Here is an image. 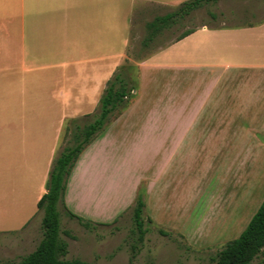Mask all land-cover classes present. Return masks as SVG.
<instances>
[{
    "label": "rangeland",
    "instance_id": "1",
    "mask_svg": "<svg viewBox=\"0 0 264 264\" xmlns=\"http://www.w3.org/2000/svg\"><path fill=\"white\" fill-rule=\"evenodd\" d=\"M236 1L204 4L190 16L179 17L171 30L162 32L160 38L148 46L143 44L148 36L146 24L164 11L155 9L138 16L146 7L139 1L135 9L138 23L134 22L129 31L130 44L126 50L127 78L131 80V75L138 72L135 64L140 59L159 51L186 30L204 25L217 28L231 24L236 17L245 19L243 11L237 14ZM92 18L90 27H78V56L96 58L101 50L103 54L119 51L128 19H113L110 14L107 28L95 14ZM0 37H4V30H0ZM211 45L195 41L186 45L183 53L196 59ZM39 64L32 62L34 66L30 69L27 61L0 60V70L3 69L0 71V113L14 120L13 134H19L21 129L27 134L30 146L41 134L45 135L46 144L49 143L57 113L55 108H46L40 96L41 72L34 69ZM211 73L188 72L183 79L190 84L183 86V92L169 93L164 92L163 87L159 90L150 87L149 92L141 95L140 89V103L133 106L139 98L137 93L127 110L114 112L106 125L108 148L105 146L102 153L91 160L83 177L75 175L70 193L69 210L91 220L94 225L85 228L66 214L65 207H60L61 229L70 233V236L61 235L69 245L66 259L92 264H215L217 253L244 231L264 200V90L253 93L250 89L243 95L246 100H252L249 116L231 118L232 124L193 126V133L220 135L216 140L198 133L185 136L183 127L192 124L202 101L194 84L204 80V74ZM98 113L99 110L77 122L83 125ZM45 117H52V121H45ZM65 127L59 140L61 151L73 141ZM6 128L9 130L10 126ZM170 140L173 147L166 149L165 143L169 146ZM177 147L180 151L175 153ZM31 155L26 154L29 159L27 165L23 164L27 188L23 187L25 197L21 207L23 213L29 215L39 213L34 199L39 192L38 177L44 166L40 162L38 169ZM47 157L46 154L45 160ZM19 177L18 173L13 174L14 181ZM0 180V190L6 192L0 199H7V189L12 188H8V184H12L7 179ZM17 186L20 184L14 182L13 201L18 199L15 193H20ZM142 191H145L144 218L148 232L134 252L133 207ZM42 216L40 212L30 228L18 233L0 232V263H18L35 250L42 239ZM260 261L264 262V251L252 264Z\"/></svg>",
    "mask_w": 264,
    "mask_h": 264
},
{
    "label": "crops",
    "instance_id": "2",
    "mask_svg": "<svg viewBox=\"0 0 264 264\" xmlns=\"http://www.w3.org/2000/svg\"><path fill=\"white\" fill-rule=\"evenodd\" d=\"M139 1L144 2L147 8L141 10L138 16L147 15L155 9L164 11V14L159 16H165L177 11L189 0H84L82 3L78 0H0V30H4V37H0V60L13 63L27 61L30 62L29 68L34 66L32 62H40L34 67L41 72L38 79L42 88L40 96L46 108L57 110L52 124L55 128L49 143L46 144L45 135L41 134L31 146L27 134L25 135L22 129L19 134L12 133L14 120L7 119L0 113V178L4 182L7 179L12 184H8V188L12 187L11 190L5 187L7 199H0V232L18 233L30 228L35 217L39 215L40 212L29 215L21 210L25 197L23 187L27 188V176L23 170V164L27 165L29 159L26 154H32L31 158L38 169L40 162H43L44 166L46 163V169L42 165L38 177L39 192L34 199V202L38 203L46 193L50 166L61 152L59 140L64 126L72 120L91 116L95 111L97 113L108 81L125 67L124 63L128 58L126 50L130 44L129 31L139 19L135 13ZM235 5L237 14L243 11L245 19L236 17L231 24L217 28L204 25L191 35L167 42L159 51L140 59L135 64L138 82L132 101L137 93L139 98L132 103L133 106L141 101L140 89L141 95L149 92L150 87H155L156 90L163 87L164 92L169 93L179 90L183 92V86L190 84L188 80L183 79L188 72H212L204 74V80L193 83L197 88V96L202 95V101L192 124L183 127L184 135L198 133L204 138L211 136L216 140L220 135L197 130L193 133V126L232 124L234 122L231 118L249 116L252 100H246L243 95L250 89L253 93L264 90V0H237ZM92 14H95L102 24L105 23L107 28L110 14L113 19H128L126 35L123 34L122 48L119 51L114 53L111 50L110 53L103 54L101 50L96 58L78 56V27H90L93 23ZM169 24V29L165 28L163 32L173 28L171 21ZM159 38L158 35L148 40L147 36L143 44L148 46ZM195 41L212 44L196 59L183 53L184 47ZM205 91H208V94L204 95ZM44 120L52 121V117H45ZM150 120L149 118L148 121ZM6 125L10 126L9 130ZM108 134L106 127L80 155L69 178L64 197L68 209L75 175H85L91 160L102 153L106 146ZM169 139L172 140L171 135ZM168 147H173L172 142L169 146L165 143V148ZM217 147L219 148V145ZM176 150L175 153L180 151L179 147ZM46 154L48 157L45 160ZM36 172L39 173V170ZM14 173L20 176L15 181ZM0 181L2 185V180ZM14 182L20 184V187H16L20 188V193H15L18 199L13 201L11 193ZM3 194L6 192L1 189L0 195L4 197Z\"/></svg>",
    "mask_w": 264,
    "mask_h": 264
},
{
    "label": "trees",
    "instance_id": "3",
    "mask_svg": "<svg viewBox=\"0 0 264 264\" xmlns=\"http://www.w3.org/2000/svg\"><path fill=\"white\" fill-rule=\"evenodd\" d=\"M219 0H189L177 11L165 16H157L147 23L148 40L160 35L165 28L169 29L177 23L178 18L190 16L195 10L209 2ZM196 29H188L177 37L181 40ZM138 72L126 76L125 67L108 81L100 100L99 113L93 120L80 125L77 120L68 122L65 126L66 134H72V144L66 145L54 159L49 179L46 183V193L37 203L39 212H42V239L34 251L24 256L18 263L6 264H92L80 259H66L69 252L68 243L62 238V233L70 236L68 231L61 229L60 207H65L66 214L76 219L85 228L90 229L93 222L76 215L65 206L64 197L72 171L80 155L96 137L100 136L117 110L127 109L134 98L137 89ZM90 117V116H89ZM68 125V126H67ZM146 207L145 191L138 194L133 207L134 242L132 249L136 252L144 242L148 232L144 210ZM264 251V200L240 236L228 242L215 257V264H252ZM2 264V263H0ZM259 264H264L260 261Z\"/></svg>",
    "mask_w": 264,
    "mask_h": 264
}]
</instances>
